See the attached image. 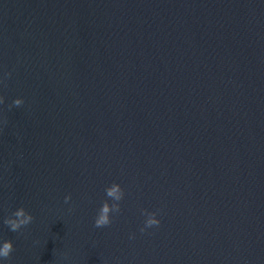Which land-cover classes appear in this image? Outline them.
<instances>
[{"label":"water","instance_id":"95a60500","mask_svg":"<svg viewBox=\"0 0 264 264\" xmlns=\"http://www.w3.org/2000/svg\"><path fill=\"white\" fill-rule=\"evenodd\" d=\"M0 80L3 264H264V0H0Z\"/></svg>","mask_w":264,"mask_h":264},{"label":"clouds","instance_id":"9594fccd","mask_svg":"<svg viewBox=\"0 0 264 264\" xmlns=\"http://www.w3.org/2000/svg\"><path fill=\"white\" fill-rule=\"evenodd\" d=\"M10 76L11 73H8ZM3 81L0 80V83ZM4 102V97L0 96V104ZM24 103L23 99H16L13 102L14 106H20ZM6 123V121H5ZM106 196L111 199L112 203H109L108 200H105L102 204V207L99 209L97 217L95 219L94 227L104 228L112 224L113 218L112 214H119L121 212L120 201L124 199L125 192L120 184L114 183L105 190ZM71 200V196L65 198V203H68ZM71 210V209H70ZM144 214L146 215L145 225L140 229L141 232L146 231L148 228L158 227L161 224V220L157 218L156 212H147L145 210ZM34 220V216L28 212L24 207H20L18 210L12 213V215L6 218L3 223L9 227L10 231L18 232L20 229L28 226ZM134 238V236H133ZM14 243L12 240H6L0 246V264H3L4 260H7L11 257V254L14 251Z\"/></svg>","mask_w":264,"mask_h":264}]
</instances>
